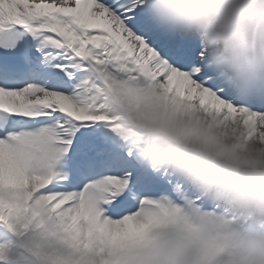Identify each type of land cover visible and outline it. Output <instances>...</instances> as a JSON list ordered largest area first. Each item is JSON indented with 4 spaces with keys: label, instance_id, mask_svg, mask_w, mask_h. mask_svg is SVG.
Here are the masks:
<instances>
[{
    "label": "snow or ice",
    "instance_id": "1",
    "mask_svg": "<svg viewBox=\"0 0 264 264\" xmlns=\"http://www.w3.org/2000/svg\"><path fill=\"white\" fill-rule=\"evenodd\" d=\"M147 0H0V264H220L246 227L158 155L226 113L264 142Z\"/></svg>",
    "mask_w": 264,
    "mask_h": 264
},
{
    "label": "clouds",
    "instance_id": "2",
    "mask_svg": "<svg viewBox=\"0 0 264 264\" xmlns=\"http://www.w3.org/2000/svg\"><path fill=\"white\" fill-rule=\"evenodd\" d=\"M156 27L196 40L203 62L233 98L264 97V0H147ZM187 141L159 145L212 203L245 222L220 264H264V142L226 118L201 116Z\"/></svg>",
    "mask_w": 264,
    "mask_h": 264
}]
</instances>
